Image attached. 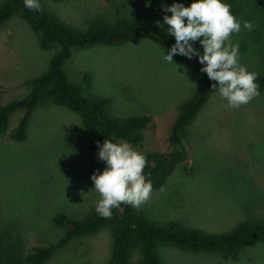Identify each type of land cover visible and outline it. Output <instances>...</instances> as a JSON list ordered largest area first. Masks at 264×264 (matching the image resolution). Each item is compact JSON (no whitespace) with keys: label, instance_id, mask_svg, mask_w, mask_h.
<instances>
[{"label":"rangeland","instance_id":"obj_1","mask_svg":"<svg viewBox=\"0 0 264 264\" xmlns=\"http://www.w3.org/2000/svg\"><path fill=\"white\" fill-rule=\"evenodd\" d=\"M6 2L0 0V8ZM153 2L40 0L73 33L111 25L119 18L130 20ZM249 10L254 11L246 4L244 11ZM253 49L240 55V62L249 71L264 74V43L263 51L260 46ZM58 50L56 44L42 49L38 36L19 15L4 22L0 26V106L27 97L28 82L48 71ZM163 54L158 40L145 34L115 46L72 48L63 64L68 82L80 87L84 98L108 100L105 112L113 121L148 117L141 144L109 139L128 143L144 155L170 151L168 137L179 107L201 82L183 63L165 62ZM22 115L21 110L11 114L0 138V220L4 231L21 233L28 250L57 243L63 233L53 218L63 213L83 220L100 196L93 191L89 139L80 114L45 101L33 112L26 140L15 143L9 134ZM184 146L186 164L177 166L146 203L133 207L140 217L203 236H224L242 223L264 222V93L233 110L214 92L189 125ZM112 245L111 232L103 228L71 240L45 264H107ZM156 252L161 264H264V241H246L233 253L190 252L160 242ZM140 260L134 253L130 264Z\"/></svg>","mask_w":264,"mask_h":264},{"label":"trees","instance_id":"obj_2","mask_svg":"<svg viewBox=\"0 0 264 264\" xmlns=\"http://www.w3.org/2000/svg\"><path fill=\"white\" fill-rule=\"evenodd\" d=\"M152 7L142 9L141 13L130 20L117 19L111 25L89 28L82 33H73L60 25L42 6L34 12L24 7L23 0H7L0 8V26L14 15H19L29 28L38 36L42 49H49L56 44L59 50L49 61L48 71L29 81L31 91L27 97L0 106V138L6 134L9 117L17 110L23 111L16 128L9 134L15 143L27 138V129L36 108L45 101H52L56 106L80 114L82 125L88 135L90 147L89 171L93 175L98 170L103 172L105 164L97 157V143L103 144L112 137L122 139L132 145H139L143 131L148 127V117H137L117 123L110 119L105 110L108 100H88L81 94L80 87L71 85L63 70L64 62L69 58L72 48H90L96 45L115 46L131 40H138L145 34L153 35L162 48L167 51L175 44L174 37L168 35L169 26L163 23L164 15H171L160 10L163 6L180 3L179 0H153ZM186 2L187 5L184 3ZM193 0H183L188 7ZM231 6L232 13L241 22L250 21L251 31L243 30L233 34L232 43H239L240 55L262 50L264 43V0H224ZM251 4L252 10L245 12V5ZM194 47L203 53L199 42ZM173 61L183 63L191 72L201 77L193 96L180 105L177 117L171 128L168 142L170 151L149 153L144 174L151 181L152 191L159 190L175 168L187 162L188 154L184 146L187 130L209 97L216 91L200 69L203 67L198 58L191 60L175 55ZM88 80H86L87 82ZM260 95L264 93V74L259 75ZM259 95V96H260ZM1 218V216H0ZM53 224L62 229V237L55 244L44 247L35 246L26 249V241L21 233L11 234L4 231L0 220V264H45L56 250L64 247L73 239L94 235L101 229H108L113 236L111 258L107 264H130V258L137 253L140 264H161L156 246L163 242L190 252H226L233 253L246 241H264V222L260 224H240L228 235L203 236L187 232L177 227H162L140 217L132 206L121 204L112 210L110 218H103L93 212L83 220H74L63 213L53 218Z\"/></svg>","mask_w":264,"mask_h":264},{"label":"clouds","instance_id":"obj_3","mask_svg":"<svg viewBox=\"0 0 264 264\" xmlns=\"http://www.w3.org/2000/svg\"><path fill=\"white\" fill-rule=\"evenodd\" d=\"M24 7L41 11L40 0H23ZM163 23L175 44L162 55L167 63H174L173 57L180 55L189 60L198 58L213 91L227 101V107L238 110L260 95L257 83L259 73L249 71L240 62L239 43H232L231 36L243 30L251 31L250 21L239 20L224 0H193L190 6L173 3L162 6ZM202 38V39H201ZM199 41L203 53L194 47ZM175 64V63H174ZM97 157L105 164L103 172L94 173L91 180L94 190L100 196L95 211L103 218H110L112 210L121 204L139 208L152 195V184L146 179L144 169L147 158L128 143L105 140L97 143Z\"/></svg>","mask_w":264,"mask_h":264}]
</instances>
